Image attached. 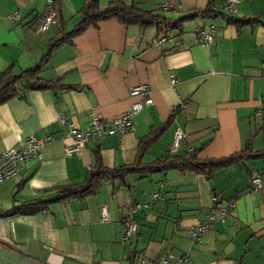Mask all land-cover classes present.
<instances>
[{"label":"crops","instance_id":"1","mask_svg":"<svg viewBox=\"0 0 264 264\" xmlns=\"http://www.w3.org/2000/svg\"><path fill=\"white\" fill-rule=\"evenodd\" d=\"M85 1L60 0L56 21L42 32L45 0H0V71L10 66L18 73L39 63L49 42L79 20ZM122 1L169 18L208 5L230 14L220 0ZM161 3L170 6L161 8ZM231 15L252 21L236 25L221 15H196L192 26L182 23L180 30L162 34L153 25H125L109 18L51 48L38 74L59 79L64 87L27 89L0 103V152L30 134L52 137L40 160L31 159L16 176L0 182V212L51 197L53 186L82 180L94 149L105 167L131 163L138 141L168 115L143 161L182 155L191 148L201 158L240 150L249 156L208 177L176 169L129 172L122 180H102L82 198L56 201L32 214L0 215V264H144L141 258L166 252L186 256L185 264H264V0H238ZM210 25L212 42L197 44L195 31ZM158 37L165 40L157 44ZM141 82L148 84L152 101L135 114L131 131L91 137L78 152L64 153L71 139L63 135L58 116L77 128L85 127L93 114L110 119L128 108V88ZM176 128L182 136L173 152ZM251 172L259 176L257 190L250 187ZM154 192L159 196L151 201ZM136 203L148 205L132 211ZM102 205L108 216L104 221L99 220ZM227 205L223 221L213 220L198 241L189 239L190 228ZM129 216L136 232L123 239L121 223Z\"/></svg>","mask_w":264,"mask_h":264},{"label":"trees","instance_id":"2","mask_svg":"<svg viewBox=\"0 0 264 264\" xmlns=\"http://www.w3.org/2000/svg\"><path fill=\"white\" fill-rule=\"evenodd\" d=\"M78 13L79 20L69 31L49 42L45 54L39 63L24 68L18 73L12 72L10 66L0 71V103L12 96H18L22 91L27 89H46L54 88L55 86L64 87V85L59 83V79H44L40 77L38 74L40 63L50 52L51 48L69 41L72 36L84 30L87 26L96 25L102 20L114 18L122 24H134L140 27L153 25L158 32L162 34H165L172 29L180 30L183 21L196 15L207 18L221 15L223 18H226L227 22L236 25L252 21V19H249L248 17L234 18L231 14L224 15L221 12L211 9L209 5L198 11L183 13L177 18H169L160 12L144 9L138 6L135 2L126 3L122 0H111L103 7H100L98 0H86L80 7ZM170 117L171 115H168L158 128L151 130L138 141L136 156L131 163L112 168L105 167L100 163L99 154L94 149L92 165L86 170L82 180L75 183L53 186L50 188L53 190L51 197L12 204L8 209L1 211L0 215L11 216L17 214H32L48 208L51 203L56 201L69 198H82L85 195L94 193L102 180L116 177L121 178L122 180L123 176L129 172L145 175L169 169H176L178 171L199 172L208 177L214 170L225 167L232 162L249 156L248 151L244 153V150H240L238 153H232L224 157L201 158L197 155V149L191 148V150L186 151L182 155L169 153L165 156L143 161L142 154L146 147L166 127Z\"/></svg>","mask_w":264,"mask_h":264},{"label":"built area","instance_id":"3","mask_svg":"<svg viewBox=\"0 0 264 264\" xmlns=\"http://www.w3.org/2000/svg\"><path fill=\"white\" fill-rule=\"evenodd\" d=\"M60 0H45V10L41 15L40 31H45L46 28L57 18V6ZM238 0H220L221 7L232 14L235 12V5ZM169 3H162V8H168ZM17 11H13L12 15H15ZM165 37H158L156 43H162ZM213 40V27L210 25L207 29H197L195 31V41L201 46H207ZM174 77L169 75V83L174 84ZM128 96L132 99L128 108L122 111L119 115L111 117L110 119H102L98 115L93 114L87 125L83 128H77L66 120L64 116H58L56 121L63 127V135L69 137L71 142L68 146L64 147V153H76L84 145V143L91 137L100 138L106 135L120 136L125 132L133 129V118L143 107L149 105L152 101L150 96V89L146 82L138 83L128 88ZM182 131L179 128L174 130L172 138V151L179 146ZM52 137L50 135H43L38 138L34 134H30L17 146L10 147L0 152V182L4 179H8L16 176L29 162L35 158L41 159L42 147L50 142ZM249 182L252 190H257L260 187L259 176L256 172L249 174ZM158 193L154 192L151 195V201H154L158 197ZM217 199L212 197L213 205L216 204ZM147 203L134 204L132 211L140 208L147 207ZM230 205L218 206L217 211L208 214L202 221L190 228L188 231V237L193 242L198 241L201 234L210 226L215 219L223 221L224 215L228 212ZM108 216L105 210V206L102 205L99 211V220H107ZM136 223L129 217L122 220L121 223V235L123 239L129 238L136 232ZM140 262L144 264H185L187 257L182 255L178 258H174L170 252L160 253L156 257L148 259H140Z\"/></svg>","mask_w":264,"mask_h":264},{"label":"rangeland","instance_id":"4","mask_svg":"<svg viewBox=\"0 0 264 264\" xmlns=\"http://www.w3.org/2000/svg\"><path fill=\"white\" fill-rule=\"evenodd\" d=\"M238 3V2H237ZM235 8H236V5H235ZM163 11H164V9H162V13H163ZM223 11H225V10H223ZM165 13H167V15H168V11H165ZM233 14V13H232ZM194 20V18H192V19H189V20H185L184 22H182L183 23V26H187L188 25V27H190V26H192V24H193V21ZM198 20V19H197ZM172 254V253H171Z\"/></svg>","mask_w":264,"mask_h":264},{"label":"water","instance_id":"5","mask_svg":"<svg viewBox=\"0 0 264 264\" xmlns=\"http://www.w3.org/2000/svg\"><path fill=\"white\" fill-rule=\"evenodd\" d=\"M26 264H36V263H26Z\"/></svg>","mask_w":264,"mask_h":264}]
</instances>
